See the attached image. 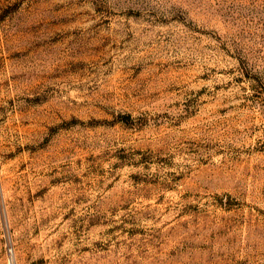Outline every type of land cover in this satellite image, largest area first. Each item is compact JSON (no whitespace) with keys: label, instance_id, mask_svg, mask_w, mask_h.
I'll return each mask as SVG.
<instances>
[{"label":"rangeland","instance_id":"1","mask_svg":"<svg viewBox=\"0 0 264 264\" xmlns=\"http://www.w3.org/2000/svg\"><path fill=\"white\" fill-rule=\"evenodd\" d=\"M0 264H264V0H0Z\"/></svg>","mask_w":264,"mask_h":264}]
</instances>
